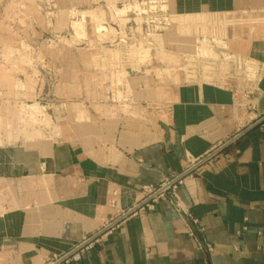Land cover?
I'll list each match as a JSON object with an SVG mask.
<instances>
[{
  "label": "crops",
  "instance_id": "crops-1",
  "mask_svg": "<svg viewBox=\"0 0 264 264\" xmlns=\"http://www.w3.org/2000/svg\"><path fill=\"white\" fill-rule=\"evenodd\" d=\"M73 1L105 12L117 31L112 16L127 17L136 32V4L158 5L180 28L198 24L180 38L185 53L227 49L252 77L237 87L166 72L154 52L142 61L124 41L99 40L87 9L89 38L20 57L43 69L22 65L14 89L51 127L36 140L2 132L0 264H47L85 239L68 264H264V0ZM180 175L152 208H137L148 187Z\"/></svg>",
  "mask_w": 264,
  "mask_h": 264
},
{
  "label": "rangeland",
  "instance_id": "rangeland-1",
  "mask_svg": "<svg viewBox=\"0 0 264 264\" xmlns=\"http://www.w3.org/2000/svg\"><path fill=\"white\" fill-rule=\"evenodd\" d=\"M0 5L2 6L0 23L2 25L1 21L5 22L0 27V57L9 62L0 61V139L5 130L7 138L12 141L36 140L45 136V129L51 127L50 119L44 108L31 96H26L27 99H20L18 89H14L19 87L22 65L27 68L28 72H35L37 66L40 71L43 68L35 63L21 65L18 63V59L23 56L50 55L57 49L56 45L79 43L85 38H89V34L87 37L85 30V9L88 10L89 16L90 12L93 13V23L95 22L97 26L99 40L116 41L118 39L124 41L127 46L129 45L128 51L131 57L139 55L142 57V61L154 52L165 63L166 72L172 71L173 74L177 73V69H180V73L186 80L198 79L194 73L195 61L198 58L208 59L217 55L210 44L208 47L200 45L196 53H185L186 49L183 47L186 46V43L182 42L180 38L195 36L199 32L198 24L187 29L180 28L175 22V18L161 13L158 5L147 4V2L136 4V9L139 12V15L135 16L137 32L135 29L131 31L126 29L130 21L129 18L117 19L116 16H112V20L119 24V31H117L110 24L104 25L103 22L107 21L106 15H103L105 12L100 17L93 6L73 7V0H0ZM127 5H124L123 8L131 7ZM121 15L119 12V16ZM202 22H199V26L204 23ZM163 30H166L165 34ZM149 41H154L155 47H152ZM180 60L181 63H179ZM187 63H191V66L186 65ZM249 66L248 64L246 69L247 75L252 77L250 75L253 72L250 71ZM44 67L49 70L47 64ZM5 71L10 72L11 79L4 80L2 75ZM23 73L26 72L23 71ZM232 85L243 87V82L241 84L234 82ZM3 87H13L12 94H6L4 97ZM244 101L245 97L239 94L237 103ZM31 104L39 111L36 117L29 113L28 105Z\"/></svg>",
  "mask_w": 264,
  "mask_h": 264
},
{
  "label": "built area",
  "instance_id": "built-area-1",
  "mask_svg": "<svg viewBox=\"0 0 264 264\" xmlns=\"http://www.w3.org/2000/svg\"><path fill=\"white\" fill-rule=\"evenodd\" d=\"M2 16V6L0 5V19ZM196 67L195 72L198 76V79L207 81V82H221L224 84H233L234 82L240 83L248 79L247 75V65L244 63V61L239 58L236 54L230 53L227 49H220L216 56L211 58H204L201 57L198 58L196 61ZM193 64V63H192ZM189 67L190 64H186ZM176 179V178H174ZM172 179L166 185H163L159 188H152L148 187L146 189L147 195L143 199L142 205H139L137 208L140 210H143L145 208H152L153 202L157 201V199L164 194V192L173 186L175 187V184L170 185V183L174 180ZM176 200H178V196L176 193L173 194ZM111 205H113L114 201L110 202ZM136 211L135 209H130L127 212L122 213L121 217H127L131 213ZM116 222L111 221L108 225V227H112ZM90 239H85L80 245L76 247L73 251L70 253H67L65 255L56 256L53 255L52 259H48L47 264H68L73 261H78L82 257V251H84L88 245L90 244Z\"/></svg>",
  "mask_w": 264,
  "mask_h": 264
},
{
  "label": "water",
  "instance_id": "water-1",
  "mask_svg": "<svg viewBox=\"0 0 264 264\" xmlns=\"http://www.w3.org/2000/svg\"><path fill=\"white\" fill-rule=\"evenodd\" d=\"M259 123V122H258ZM258 123H256L255 125H257ZM221 148H223V147H221ZM220 150V149H219ZM181 176L182 175H180L179 177H176V179H174L171 183H170V185H172V184H174L175 182H177L180 178H181ZM135 209V208H134ZM136 210V209H135Z\"/></svg>",
  "mask_w": 264,
  "mask_h": 264
},
{
  "label": "bare ground",
  "instance_id": "bare-ground-1",
  "mask_svg": "<svg viewBox=\"0 0 264 264\" xmlns=\"http://www.w3.org/2000/svg\"><path fill=\"white\" fill-rule=\"evenodd\" d=\"M128 6V5H127ZM128 8V7H127ZM123 11H125V10H123ZM93 14V13H92ZM115 14H116V11H115ZM120 14H121V12H120ZM89 15V14H88ZM104 15V14H103ZM117 15V14H116ZM93 18V17H92Z\"/></svg>",
  "mask_w": 264,
  "mask_h": 264
}]
</instances>
